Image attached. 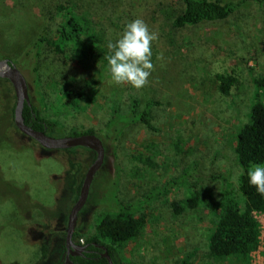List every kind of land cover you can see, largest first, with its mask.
<instances>
[{
	"label": "rangeland",
	"instance_id": "obj_1",
	"mask_svg": "<svg viewBox=\"0 0 264 264\" xmlns=\"http://www.w3.org/2000/svg\"><path fill=\"white\" fill-rule=\"evenodd\" d=\"M76 1L78 12H87L96 23L90 32L101 39L105 58L83 66L72 55L42 48L41 114L59 127L50 135L91 128L102 136L112 108L127 110L132 96L139 98V109L151 98L159 104L151 109L155 130L136 123L117 141H103L104 162L78 213L74 240L96 235L100 216L116 213L121 201L133 203L132 211L144 223L119 249L115 264H178L185 257L191 264H241L234 257L209 255L207 237L217 215L203 202L211 197L243 204L238 192L242 169L234 146L251 105L264 102V88L254 83L264 77V7L251 2L225 20L176 28L171 21L182 8L181 0H122L118 12L106 16L99 11L111 0ZM52 7L42 0H0V59L18 61L43 30L53 37L64 19ZM131 18H142L159 34L152 43L155 71L139 90L110 83L104 61L111 54L109 41L119 38ZM160 53L162 60L157 59ZM22 72L30 101L38 107L32 78ZM217 73L236 76L228 94L218 91ZM0 88L15 97L9 81L0 78ZM69 91L83 92L85 99L67 103ZM25 136V148H0L4 179L25 184L30 197V207L19 213L10 199H0V264H62L67 216L94 153L83 146L45 149ZM192 192L199 194V205L176 213L173 203L181 204ZM258 218L264 225V216ZM42 240L48 241L49 257L39 263Z\"/></svg>",
	"mask_w": 264,
	"mask_h": 264
},
{
	"label": "trees",
	"instance_id": "obj_2",
	"mask_svg": "<svg viewBox=\"0 0 264 264\" xmlns=\"http://www.w3.org/2000/svg\"><path fill=\"white\" fill-rule=\"evenodd\" d=\"M42 1L44 5L53 6L54 15L57 12L63 14L64 20L54 32L53 37H50L48 32L43 30L34 41L24 48L18 61L9 60L21 71L26 70L28 72L37 93L40 86L38 61L43 47H47L56 55H72L83 66L90 61L105 58L101 39L90 32L96 23L87 12H78L76 0ZM181 2V10L174 15L171 21L172 26L176 28L225 20L238 8L251 2L264 7V0H181ZM121 3L122 0H111L108 6L100 9L99 16H106L111 12L116 14ZM134 19L131 18V21ZM215 78L218 91L222 94H228L232 85L237 81L236 76L230 73H217ZM2 79L8 82L7 79ZM254 83L259 88H264V77L255 79ZM38 94L40 106L37 107L31 101L30 105L25 103L22 112L24 121L34 129L43 130L50 134L51 131L59 127L55 121L42 116L41 109L44 97L40 92ZM84 99L83 92L69 91L66 93L67 103L72 104L77 100ZM139 104V98L132 96L127 110L120 111L113 107L112 114L102 130V136L97 135L91 128L82 131L74 130L67 135L95 133L103 142L105 140L117 141L125 128L136 123L143 124L149 130H155L151 122V109L159 102L151 98L145 102L142 109H139ZM14 107L15 97L9 94V90L0 88V148L13 150L28 146V143L22 141L25 135L14 124ZM235 139L234 151L242 169L238 179V192L243 204L240 207L233 200L222 202L211 197L205 199L203 202L205 208L217 215V220L208 233L207 248L212 257H234L241 264H250V254L257 248L260 235V224L253 213H264V196L259 194L254 186L250 185L247 173L252 165L264 163V102L256 100L251 105L249 119L239 128ZM80 185H78V189ZM0 199H10L16 205L18 213L30 207L27 186L25 184L15 185L7 181L4 179L1 169ZM200 202L199 194L192 192L181 204L175 202L172 206L176 213H181L186 208H196ZM132 204L118 201L116 213H103L95 226L96 235L84 240V242L90 243L89 248L94 251L76 258L71 257V259L76 260L78 264H108L106 258L100 255L102 249L94 245V243H98L106 246L115 264L114 258L119 249L138 235L144 223L143 217L136 216L132 211ZM72 238L75 239L76 234ZM100 238L108 239V242L101 241ZM76 242L80 243L79 240ZM48 254V241L42 240L39 263L48 259ZM178 264H191V262L189 258L185 257Z\"/></svg>",
	"mask_w": 264,
	"mask_h": 264
},
{
	"label": "water",
	"instance_id": "obj_3",
	"mask_svg": "<svg viewBox=\"0 0 264 264\" xmlns=\"http://www.w3.org/2000/svg\"><path fill=\"white\" fill-rule=\"evenodd\" d=\"M0 77L7 79L13 88L15 95L14 124L20 132L33 138L45 149H62L83 146L94 152V159L84 173L77 199L72 204L67 216L64 240L65 260L63 264H71L72 260L70 259V255H75L85 248L84 246L75 244L72 237L76 227L78 213L88 198L90 185L94 175L104 162V144L101 138L95 133L53 136L43 130L34 129L32 126L26 124L22 112L25 103L30 105V98L27 81L23 72L13 62L9 61V59L4 58L0 59ZM96 245L102 249L101 256L106 258L107 263L114 264L106 246L103 244Z\"/></svg>",
	"mask_w": 264,
	"mask_h": 264
},
{
	"label": "clouds",
	"instance_id": "obj_4",
	"mask_svg": "<svg viewBox=\"0 0 264 264\" xmlns=\"http://www.w3.org/2000/svg\"><path fill=\"white\" fill-rule=\"evenodd\" d=\"M159 34L152 31L142 18L127 23L121 35L115 41H109L110 55L106 57L111 74L110 83L130 85L139 90L149 83V77L155 71L152 62V43ZM163 59V53L157 55ZM249 183L264 196V164H254L249 169Z\"/></svg>",
	"mask_w": 264,
	"mask_h": 264
},
{
	"label": "built area",
	"instance_id": "obj_5",
	"mask_svg": "<svg viewBox=\"0 0 264 264\" xmlns=\"http://www.w3.org/2000/svg\"><path fill=\"white\" fill-rule=\"evenodd\" d=\"M253 215L258 220L260 224V235H259V244L257 248L251 252L250 258L251 264H264V232H263V222L258 218V216H264V213L254 212Z\"/></svg>",
	"mask_w": 264,
	"mask_h": 264
},
{
	"label": "flooded vegetation",
	"instance_id": "obj_6",
	"mask_svg": "<svg viewBox=\"0 0 264 264\" xmlns=\"http://www.w3.org/2000/svg\"><path fill=\"white\" fill-rule=\"evenodd\" d=\"M53 150V149H52ZM73 241H74V243L75 244H79V245H81V246H84L85 248L82 250V251H79L77 254H75V255H70V259H71V257H73V258H76V257H79V256H83L85 253H91V252H93L94 250H92L91 248H89V246H90V243L89 242H84L83 240H80L79 242L80 243H77L74 239H73ZM96 244H98V243H94V245L97 247V248H100V247H98ZM65 245V244H64ZM101 249V248H100ZM100 255H101V252H100ZM64 260H65V254H64V259H63V263H64ZM72 260V263L71 264H78L77 263V261L76 260H74V259H71ZM62 263V264H63Z\"/></svg>",
	"mask_w": 264,
	"mask_h": 264
}]
</instances>
